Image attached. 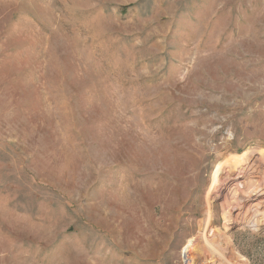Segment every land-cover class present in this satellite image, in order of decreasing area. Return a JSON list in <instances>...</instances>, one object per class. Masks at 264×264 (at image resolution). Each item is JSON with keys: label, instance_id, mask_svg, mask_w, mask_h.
<instances>
[{"label": "rangeland", "instance_id": "374dc122", "mask_svg": "<svg viewBox=\"0 0 264 264\" xmlns=\"http://www.w3.org/2000/svg\"><path fill=\"white\" fill-rule=\"evenodd\" d=\"M263 177L264 0H0V264H264Z\"/></svg>", "mask_w": 264, "mask_h": 264}, {"label": "bare ground", "instance_id": "6f19581e", "mask_svg": "<svg viewBox=\"0 0 264 264\" xmlns=\"http://www.w3.org/2000/svg\"><path fill=\"white\" fill-rule=\"evenodd\" d=\"M251 171V170H250ZM243 172V171H242ZM261 173V172H259ZM253 174V173H252ZM232 176V175H231ZM221 176L218 177L217 179H215V182L212 184V187H211V191H214V190H217L218 188L221 187L222 183H221ZM225 178V177H224ZM222 178V179H224ZM228 178V177H227ZM264 178V177H263ZM252 180V179H251ZM237 183V182H236ZM256 183V182H255ZM262 187V186H261ZM263 188V187H262ZM238 190V189H237ZM264 190V189H263ZM241 192V191H240ZM218 193V192H217ZM243 193V192H242ZM211 194V193H210ZM241 208V207H240ZM226 211V210H225ZM209 212V210H208ZM211 215V214H210ZM204 228V227H203ZM204 239V238H203ZM191 241V240H190ZM195 242V241H194ZM209 243V242H208ZM219 260V259H218ZM218 264V263H217Z\"/></svg>", "mask_w": 264, "mask_h": 264}]
</instances>
